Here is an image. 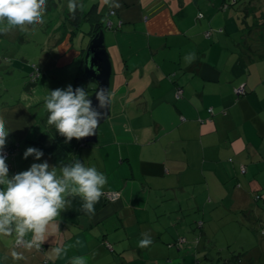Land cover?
I'll list each match as a JSON object with an SVG mask.
<instances>
[{"label": "crops", "instance_id": "0c3cea01", "mask_svg": "<svg viewBox=\"0 0 264 264\" xmlns=\"http://www.w3.org/2000/svg\"><path fill=\"white\" fill-rule=\"evenodd\" d=\"M85 1H77L81 9L96 3L110 23L104 38L112 100L96 141L70 155L105 175L104 195L92 217L79 197L73 199L41 249L17 264H70L75 256L86 257V264H211L221 256L210 251L219 209L240 226L264 227V203L256 198L264 197V29L251 18L264 5L258 0L251 12L243 3L234 9V0H118L115 9L103 0ZM61 22L43 33L56 53L51 66H73L72 83L82 47L72 45L71 27ZM10 32L0 33V115L10 129L6 147L15 146L6 158L11 177L33 163L53 166L45 154L23 158L28 147L38 148L48 113L43 101L25 108L21 96L48 94L43 84L56 72L38 66L41 75L49 71L47 79L38 81L40 75L34 86L23 84L11 95L1 82L16 62L11 57L24 49L12 46ZM53 167L59 175L61 168ZM144 233L152 243L141 249ZM12 243L0 238V264ZM55 247L66 254L55 257Z\"/></svg>", "mask_w": 264, "mask_h": 264}, {"label": "clouds", "instance_id": "9594fccd", "mask_svg": "<svg viewBox=\"0 0 264 264\" xmlns=\"http://www.w3.org/2000/svg\"><path fill=\"white\" fill-rule=\"evenodd\" d=\"M110 8L118 9V0H103ZM69 12L75 17L78 8L76 0H69ZM46 0H0V33L18 29L28 32L29 27L44 23ZM195 57H193L194 59ZM99 108L109 107L112 96L104 88L96 90ZM25 108L43 101L48 113L47 124L53 126L65 143L73 138L80 140L96 134L103 113L92 106L88 92L84 87L69 84L66 88L48 90V94L39 95L33 90L31 96H21ZM10 129L7 121L0 115V238H10L12 247L2 256L4 264L11 259L12 264L26 260L25 253L39 251L46 239L52 235L50 229L62 211L70 208L72 200L79 197L81 210L90 217L95 216V205L104 195L107 183L104 174L95 167H86L75 160L70 165L62 166L60 174L55 167L45 160L33 163L28 170L9 176L4 149ZM44 153L38 148L28 147L23 158L29 156L40 160ZM30 238H27L29 237ZM138 247L147 248L152 240L147 233L142 234ZM76 245L81 241L77 240ZM55 257L66 254V249H52ZM70 264H86V257L75 256Z\"/></svg>", "mask_w": 264, "mask_h": 264}, {"label": "rangeland", "instance_id": "374dc122", "mask_svg": "<svg viewBox=\"0 0 264 264\" xmlns=\"http://www.w3.org/2000/svg\"><path fill=\"white\" fill-rule=\"evenodd\" d=\"M77 1L78 0H76V2ZM79 1H82L83 3L86 2L85 0ZM244 1H234V9L239 7L240 5L242 6V3ZM251 2H253V0L247 2L248 6ZM260 2L262 5H264V0H260ZM68 3L69 0H57V5L51 8V10L49 11L50 13L48 14V12H45L44 20H48L47 17L49 16L50 26L61 25V21H63L64 19V14L68 11ZM91 5L92 3H88V5H86L84 9H89ZM104 12H107V7ZM102 18L104 19V16H102ZM105 23L107 24V21H105ZM40 25H37L35 27L40 28ZM30 28L31 27H29V31L25 32L24 35L18 34V29L14 32H10V42L12 46L17 47V45H20L22 46L24 51L20 53L15 52L13 57H11L16 60V62L12 65H9L7 69L9 73H7L6 75L4 74L3 82L1 83L6 84L10 94L14 95L20 87H23V84L33 82L38 78L32 77L31 74H34L35 72L40 73V70H44V66H47L50 69H53V72H56V77L55 79H52L53 81L45 80V82H47L43 84L45 85V87H47L48 85L50 86L47 87L49 91L54 90V87L64 89L69 84L72 85V83L68 81L70 80L68 72L71 70V68L72 70H75L73 69V66H60L59 62H56L55 65L51 66V64L55 60L56 53L54 51L52 52V49H49L51 42L48 35L43 32H38L37 28H34V30ZM88 30L89 24L88 22L84 21L79 29H77L76 32L72 34V45L77 49L82 47V50H84V52L90 39L87 34ZM19 35L25 36L22 39L23 41L21 42L18 41ZM24 55L25 58L22 57ZM32 65L39 66L42 69L38 70L39 67H36L37 71L33 69V73H30ZM48 72H43L38 81L47 79L46 75ZM256 198L258 197L256 196ZM218 214L219 216L214 220L212 224L213 241H211L210 243V251L216 250L218 251L219 255L221 254L222 257H227L230 254H239L242 257V264H249V257L253 258V262L250 264H264V227L261 228V224H258V226L254 227V222H250L248 225L240 226L235 222L234 219H232L231 213L227 212L226 209L223 208L219 209ZM194 242L197 243L198 241L195 240Z\"/></svg>", "mask_w": 264, "mask_h": 264}, {"label": "trees", "instance_id": "16d2710c", "mask_svg": "<svg viewBox=\"0 0 264 264\" xmlns=\"http://www.w3.org/2000/svg\"><path fill=\"white\" fill-rule=\"evenodd\" d=\"M234 1L236 2L237 0H234ZM248 1H252V0L244 1L243 2L244 7L251 9L250 11L253 12L258 7L259 2H257L258 0H253V2H251L248 6V4H247ZM46 3H47L46 13L48 12V14H49L50 13L49 11L51 10V8L53 6L57 5V0H46ZM47 18H48V20L45 19L44 23L40 25V30L42 32H45L44 29L50 23L49 16ZM251 18H253L252 26H255L256 28H260L259 30L264 29V12H262L260 15L251 16ZM84 21L88 22V24H89V30H88L87 34H88V37H90V38L98 30H100L101 28L104 29L106 27L105 21L102 19V16H101L100 12L98 11L96 3H93L89 7V9H87V10H83L81 8H78V10L75 14V17H73V15L69 12V10L67 12H65V14H64L63 22H66L71 27V28L70 27L69 28H70V32L72 34H74L76 32V30L79 29V27L81 26V24ZM43 26H45V27H43ZM24 33L25 32H22L21 35L22 34L24 35ZM261 33H264V31H261ZM82 51L83 52L80 53V64H79V67L77 69V73L75 74V76L72 80L73 89H75L76 87H81V86L83 87V85L85 83V78L83 75L84 50H82ZM34 67L38 68V66L32 65V69L30 70V73H33ZM38 70H39V68H38ZM40 73H41V71H40ZM35 80L33 82H28L27 84L25 83V89H28L29 87L34 86ZM47 117H48V115H47ZM40 139L41 140L37 143L38 148L41 151H43V153L45 155H47L49 157L53 166L60 167V168L62 166L70 165L73 163V158L70 155V153L72 151H76L81 146L80 140H76L75 138H73L70 142L65 143V138L61 137L59 135V133L56 132V129L53 126H49L48 124H47L46 130L42 131V133L40 134ZM48 139L51 141L50 144L48 146H44L43 145L44 141L48 140ZM14 147H15L14 145L11 147L13 151L15 150ZM258 201L260 202V204L262 203V205H263L264 197L261 194L258 195ZM262 207L264 208V205ZM217 258H218V260L211 262V264H240L241 256L239 254H237V255H233L229 258L222 257V256H218ZM200 260L201 259H196V262L198 263Z\"/></svg>", "mask_w": 264, "mask_h": 264}, {"label": "water", "instance_id": "95a60500", "mask_svg": "<svg viewBox=\"0 0 264 264\" xmlns=\"http://www.w3.org/2000/svg\"><path fill=\"white\" fill-rule=\"evenodd\" d=\"M83 75L85 78L83 87L88 92L89 99L92 100L93 108L103 113L99 121L100 125L108 117L109 107L99 108V101L96 99L95 93L101 87L109 93V79L111 75V60L105 45L103 28L98 30L89 39L83 55ZM97 130L98 128L96 129L95 135L80 139V144L95 142L97 139Z\"/></svg>", "mask_w": 264, "mask_h": 264}, {"label": "built area", "instance_id": "2783aa9c", "mask_svg": "<svg viewBox=\"0 0 264 264\" xmlns=\"http://www.w3.org/2000/svg\"><path fill=\"white\" fill-rule=\"evenodd\" d=\"M110 12L113 13V10H111ZM199 17H202V14H199ZM108 24H110V23L108 22ZM34 70L37 71V68L34 67ZM31 75H32V77H38L40 75V73L39 72H35L34 74H31ZM235 91H236V93H241L243 91V88L242 87H239ZM12 153H13V150H12L11 147H5L4 154H5L6 158L9 157V155L12 154ZM243 171L244 170H242V172ZM107 197L109 199H113V198H115V193H110L109 195H107Z\"/></svg>", "mask_w": 264, "mask_h": 264}]
</instances>
